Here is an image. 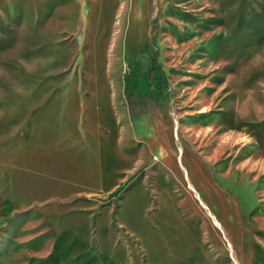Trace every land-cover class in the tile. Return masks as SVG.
I'll list each match as a JSON object with an SVG mask.
<instances>
[{"label":"rangeland","instance_id":"rangeland-1","mask_svg":"<svg viewBox=\"0 0 264 264\" xmlns=\"http://www.w3.org/2000/svg\"><path fill=\"white\" fill-rule=\"evenodd\" d=\"M0 264H264V0H0Z\"/></svg>","mask_w":264,"mask_h":264},{"label":"trees","instance_id":"trees-1","mask_svg":"<svg viewBox=\"0 0 264 264\" xmlns=\"http://www.w3.org/2000/svg\"><path fill=\"white\" fill-rule=\"evenodd\" d=\"M124 93L129 111L136 109L142 112L146 108L142 97L148 95L151 100L157 102L164 90L169 91L170 85L157 60V54L151 57L147 68L141 72L134 65L123 78ZM164 86V87H163ZM124 186H118L109 193V197L118 195Z\"/></svg>","mask_w":264,"mask_h":264},{"label":"bare ground","instance_id":"bare-ground-1","mask_svg":"<svg viewBox=\"0 0 264 264\" xmlns=\"http://www.w3.org/2000/svg\"><path fill=\"white\" fill-rule=\"evenodd\" d=\"M189 188L192 189V190H194L193 187H192L190 184H189ZM195 194H196V197H198L196 191H195ZM210 216L213 217L212 214H210ZM213 218H214V217H213ZM212 220H215L216 224H218V221H216V219H212ZM218 226H219V225H218Z\"/></svg>","mask_w":264,"mask_h":264}]
</instances>
